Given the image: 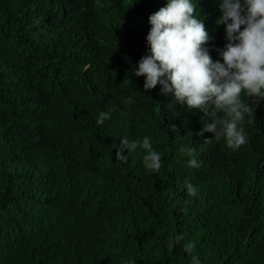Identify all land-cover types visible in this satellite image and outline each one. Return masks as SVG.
<instances>
[{
	"label": "trees",
	"instance_id": "obj_1",
	"mask_svg": "<svg viewBox=\"0 0 264 264\" xmlns=\"http://www.w3.org/2000/svg\"><path fill=\"white\" fill-rule=\"evenodd\" d=\"M153 3L0 0V264H264V97L245 98L247 142L232 149L200 132L201 110L145 90L131 69ZM194 14L222 59L218 0ZM125 133L151 137L160 169L139 147L116 161Z\"/></svg>",
	"mask_w": 264,
	"mask_h": 264
},
{
	"label": "clouds",
	"instance_id": "obj_2",
	"mask_svg": "<svg viewBox=\"0 0 264 264\" xmlns=\"http://www.w3.org/2000/svg\"><path fill=\"white\" fill-rule=\"evenodd\" d=\"M151 1L156 9L148 16V54L139 58L132 73L144 74L145 90L159 83V91L171 93L173 103L199 109L211 117V122L204 119L201 133L211 131L216 138L223 136L228 147H240L247 142L243 121L254 110L245 98L264 97V0H218L217 23L224 24L226 37L224 46H217L222 59L210 55L215 43L203 21L194 14L196 0ZM128 12L131 13L130 5ZM206 41L211 44L206 45ZM125 100L135 102L132 96H126ZM110 115V111H100L96 123L102 124ZM115 147L116 161L127 160L125 148L131 153L139 147L144 150L142 163L146 169L158 170L162 165V153L153 146L149 135L129 138L125 133ZM186 163L199 166L195 155ZM185 183L187 193L197 195L198 185ZM183 238V233H176L164 243L174 246ZM188 264H202V261L193 252Z\"/></svg>",
	"mask_w": 264,
	"mask_h": 264
}]
</instances>
